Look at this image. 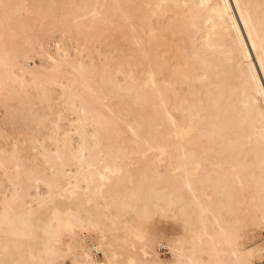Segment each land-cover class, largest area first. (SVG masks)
<instances>
[{"label":"bare ground","instance_id":"obj_1","mask_svg":"<svg viewBox=\"0 0 264 264\" xmlns=\"http://www.w3.org/2000/svg\"><path fill=\"white\" fill-rule=\"evenodd\" d=\"M0 108V264H262L264 0H0Z\"/></svg>","mask_w":264,"mask_h":264},{"label":"rangeland","instance_id":"obj_2","mask_svg":"<svg viewBox=\"0 0 264 264\" xmlns=\"http://www.w3.org/2000/svg\"><path fill=\"white\" fill-rule=\"evenodd\" d=\"M56 36H57V38H59V35H56ZM49 47L51 48V50L53 52H56L55 40L50 42ZM35 61L37 64L39 63L38 59H36ZM33 62L34 61L31 60V63H33ZM96 63H97V59H96ZM12 104H15V103L13 102ZM2 115H3V110L0 108V116H2ZM155 223L157 224L158 228L163 233L167 234L168 236L177 235L181 230V227L171 219H168V220L157 219ZM101 232H104V231H98L97 232L94 230H86L82 233L81 237L85 240V243L90 246V245H93V243L96 241L97 236L99 234L100 235L102 234ZM163 243L166 246V248L168 249V252L167 253H161L160 250L158 249L159 255H160L161 259H163L164 261H170L173 258V254H172L171 249H170L169 245L167 244V242L164 241ZM94 255H95L96 259H97V257L101 258L103 256L101 252H97V251L94 252ZM262 264H264V260L262 261Z\"/></svg>","mask_w":264,"mask_h":264},{"label":"built area","instance_id":"obj_3","mask_svg":"<svg viewBox=\"0 0 264 264\" xmlns=\"http://www.w3.org/2000/svg\"><path fill=\"white\" fill-rule=\"evenodd\" d=\"M158 249L160 250L161 253H167L168 249L166 248V246L162 243L159 245Z\"/></svg>","mask_w":264,"mask_h":264}]
</instances>
